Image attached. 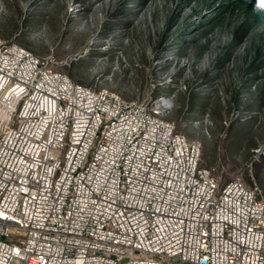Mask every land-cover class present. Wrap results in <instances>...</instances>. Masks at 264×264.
I'll return each instance as SVG.
<instances>
[{
	"label": "built area",
	"instance_id": "built-area-1",
	"mask_svg": "<svg viewBox=\"0 0 264 264\" xmlns=\"http://www.w3.org/2000/svg\"><path fill=\"white\" fill-rule=\"evenodd\" d=\"M173 105L0 42V264H264L263 189L202 165Z\"/></svg>",
	"mask_w": 264,
	"mask_h": 264
},
{
	"label": "rangeland",
	"instance_id": "rangeland-1",
	"mask_svg": "<svg viewBox=\"0 0 264 264\" xmlns=\"http://www.w3.org/2000/svg\"><path fill=\"white\" fill-rule=\"evenodd\" d=\"M0 42L127 100L171 96L202 165L264 191V0H0Z\"/></svg>",
	"mask_w": 264,
	"mask_h": 264
}]
</instances>
